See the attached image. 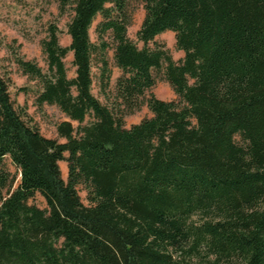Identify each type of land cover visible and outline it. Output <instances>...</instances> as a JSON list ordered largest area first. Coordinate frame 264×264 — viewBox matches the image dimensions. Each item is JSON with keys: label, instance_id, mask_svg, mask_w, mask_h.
Listing matches in <instances>:
<instances>
[{"label": "trees", "instance_id": "1", "mask_svg": "<svg viewBox=\"0 0 264 264\" xmlns=\"http://www.w3.org/2000/svg\"><path fill=\"white\" fill-rule=\"evenodd\" d=\"M130 1L60 0L72 7L70 45L50 25L47 72L18 61L40 84L36 105L68 118L56 126L63 142L23 119L0 74V264H264V0H138L136 42L127 36ZM98 16L123 72L118 108H140L153 71L176 95H151L152 116L128 129L91 92L93 59L106 49L90 39ZM166 31L179 61L149 47ZM36 194L45 208L29 203Z\"/></svg>", "mask_w": 264, "mask_h": 264}, {"label": "rangeland", "instance_id": "2", "mask_svg": "<svg viewBox=\"0 0 264 264\" xmlns=\"http://www.w3.org/2000/svg\"><path fill=\"white\" fill-rule=\"evenodd\" d=\"M130 23L127 28V36L136 42V33L144 19L143 4L138 0H131L128 3ZM72 16V7L67 5L60 8V0H0V74L9 79V93L17 111L31 126L35 127L44 137L56 139L63 142L56 133V126L67 121L68 118L53 105H36V97L40 90L39 82L26 75L20 68L18 61L31 62L37 65L43 73L47 72L46 56L43 53L41 43L47 37V30L50 25L58 29L57 36L59 44L63 47L70 45V37L67 34V24ZM103 18L98 16L90 29L91 42L102 49L106 45L103 55H97L93 59L92 94L105 106L111 109H119L123 113L125 128L139 124L144 119L152 116L147 107L146 100L155 96L162 101H172L176 95L170 84L164 79L162 71H153L155 80L154 86L146 93L143 104L139 109L129 111L123 106L118 108L120 100L116 97V83L123 72L119 69L114 60V42L110 33L99 32ZM141 48L142 44L137 43ZM161 46L166 49L174 61L183 58V52L176 47L175 35L166 31L155 38V43L149 47ZM105 61L106 65L104 64ZM68 78L75 77V68L72 65V53H68L64 59ZM105 70V71H104ZM104 73V76L102 74ZM87 118L85 123L91 122ZM76 128L77 123L72 122ZM236 143H240L238 137ZM3 169L16 177V183L20 176L9 158L2 162ZM61 174L64 180L67 179V166L65 162L59 163ZM15 183L14 187L17 185ZM77 192L84 205H88L87 190L83 185L77 186ZM30 204L39 208H45V200L36 194L29 201Z\"/></svg>", "mask_w": 264, "mask_h": 264}]
</instances>
